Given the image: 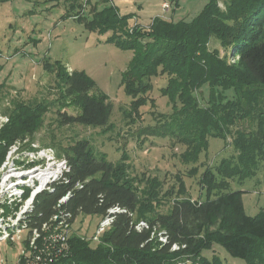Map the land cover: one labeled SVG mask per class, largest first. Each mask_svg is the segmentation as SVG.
Masks as SVG:
<instances>
[{
  "label": "trees",
  "instance_id": "1",
  "mask_svg": "<svg viewBox=\"0 0 264 264\" xmlns=\"http://www.w3.org/2000/svg\"><path fill=\"white\" fill-rule=\"evenodd\" d=\"M219 1L208 0L191 20L157 16L148 26H128L115 12L106 16L107 9L96 12L95 24L118 30L113 43L135 51L124 75L132 96L125 116L132 120L141 116V107H154L153 79L168 77L160 94L168 97L171 111L151 112L155 124L139 129L142 141L154 134L184 145L180 158L185 163L198 162L211 138L232 137L238 153L207 165L200 175L202 190L193 198L180 175L177 185L165 187L159 176L131 173L127 150L113 161L87 138L42 144L65 157L70 170L52 190L37 195L31 225H41L60 209L72 213L73 224L81 215L103 219L110 209H121L98 239L72 224L69 251L53 264H227L218 254H204L215 244L249 264H264V207L248 215L243 201L247 190L231 188V180L253 178L264 164V0H224L225 8ZM213 38L220 46L210 47ZM46 68L55 72L60 90L55 101L60 125L113 127V104L105 93H91L95 84L85 71H70L59 59ZM52 104L13 99L10 121L0 131V165L9 145L39 128ZM71 105L79 110L76 114L65 111ZM243 121L252 122V128L240 126ZM191 171L197 174L199 167ZM142 220L149 226L138 229Z\"/></svg>",
  "mask_w": 264,
  "mask_h": 264
},
{
  "label": "rangeland",
  "instance_id": "2",
  "mask_svg": "<svg viewBox=\"0 0 264 264\" xmlns=\"http://www.w3.org/2000/svg\"><path fill=\"white\" fill-rule=\"evenodd\" d=\"M165 2L171 5L168 11H163L162 5ZM207 2L208 0H0L2 108L7 113L13 106V99L52 102L40 127L25 137L37 139L41 144H66L78 138H87L113 161L127 150L130 154L131 173L134 175L141 176L145 173L159 176L165 187L177 185L176 175H180L192 197H199L202 190L199 180L205 167L219 164L223 157L237 156L232 137L229 136L227 141L211 138L209 150L196 163L183 162L180 153L185 146L174 144L170 138L153 134L145 136L142 141L139 129L155 124L151 112L154 109L171 111L168 97L160 94V88L167 84L168 77L163 75L153 79L154 89L150 95L155 99L154 107L151 103L141 107V116H135L132 120L125 116L131 108L132 96L126 90L124 75L134 59L135 51L113 43L111 38L118 33L115 27L106 28L103 23L99 25L93 21L97 11L106 9V16L115 12L117 18L124 19L128 26L136 23L148 26L157 16L191 20ZM219 5L225 8L224 0H220ZM218 46L219 40L213 38L210 47ZM234 58L236 57L231 56V60ZM57 59L67 64L70 71H85L95 84L91 93L103 92L107 95L113 104L112 128L104 131L100 127L60 125L55 102L60 96V90L54 84L55 72L46 68L47 63ZM65 111L76 114L79 110L71 105ZM240 126L250 129L252 122L243 121ZM195 166L199 167L197 174L191 171ZM231 183L233 189L247 190L243 194V201L248 215L260 213L264 207V164L255 177L247 178L241 183L233 179ZM167 208L168 206H164L162 210ZM101 219L98 215H81L75 220L73 228L91 238L97 232ZM24 236H28L27 231ZM21 246V243H4L0 256L14 260ZM204 254H218L227 264H249L244 258L233 257L219 244H215L212 250H206Z\"/></svg>",
  "mask_w": 264,
  "mask_h": 264
},
{
  "label": "built area",
  "instance_id": "3",
  "mask_svg": "<svg viewBox=\"0 0 264 264\" xmlns=\"http://www.w3.org/2000/svg\"><path fill=\"white\" fill-rule=\"evenodd\" d=\"M162 6L163 11L171 8L168 2ZM9 121L10 116L0 103V130ZM55 152L54 147L28 137L18 138L9 145L0 165V250L4 243H21L22 246L16 259L0 256V264H53L69 251L72 213L60 209L41 225L29 223L37 195L52 190L54 183L65 178V173L70 170L69 161ZM69 196L70 192L59 200L58 206L61 207ZM120 210L119 207L110 209L100 222L94 239L112 224L114 214ZM136 226L142 229L149 225L142 220ZM26 231L28 236H24ZM159 237L163 242L167 241L164 231L159 232Z\"/></svg>",
  "mask_w": 264,
  "mask_h": 264
}]
</instances>
